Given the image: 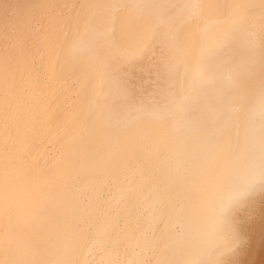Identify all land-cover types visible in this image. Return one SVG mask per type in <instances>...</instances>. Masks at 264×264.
Listing matches in <instances>:
<instances>
[{"label": "bare ground", "instance_id": "bare-ground-1", "mask_svg": "<svg viewBox=\"0 0 264 264\" xmlns=\"http://www.w3.org/2000/svg\"><path fill=\"white\" fill-rule=\"evenodd\" d=\"M12 12L0 264H264V0Z\"/></svg>", "mask_w": 264, "mask_h": 264}, {"label": "flooded vegetation", "instance_id": "flooded-vegetation-1", "mask_svg": "<svg viewBox=\"0 0 264 264\" xmlns=\"http://www.w3.org/2000/svg\"><path fill=\"white\" fill-rule=\"evenodd\" d=\"M13 0H0V35L4 40V43H9L10 37L15 34L19 35L16 31V23L19 18L15 13L12 12Z\"/></svg>", "mask_w": 264, "mask_h": 264}]
</instances>
